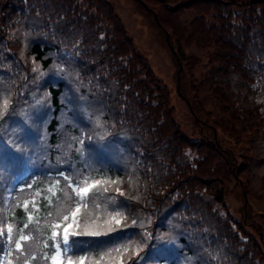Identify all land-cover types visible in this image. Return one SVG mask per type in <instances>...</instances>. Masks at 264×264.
<instances>
[{"label":"trees","instance_id":"16d2710c","mask_svg":"<svg viewBox=\"0 0 264 264\" xmlns=\"http://www.w3.org/2000/svg\"><path fill=\"white\" fill-rule=\"evenodd\" d=\"M140 1L222 115L185 132L106 0H0V264H264V0Z\"/></svg>","mask_w":264,"mask_h":264},{"label":"rangeland","instance_id":"374dc122","mask_svg":"<svg viewBox=\"0 0 264 264\" xmlns=\"http://www.w3.org/2000/svg\"><path fill=\"white\" fill-rule=\"evenodd\" d=\"M106 1L113 6L114 12L121 19L126 32L132 37L135 50L148 59L156 78L167 86L170 101L174 106L173 116L183 130L189 134L195 132L194 136H199L200 134L211 135L212 127L208 125V122L222 114L211 104L208 98L209 89L202 82L209 66L207 63L208 58L202 57L200 61L196 60L195 62L189 59L190 62L185 64L184 69L188 71L179 72V64L174 56V51L168 43L165 34L156 24L152 11L148 10L140 0ZM193 15L194 11H187L183 18L189 22ZM185 50L188 53H198L197 55H201L204 52L202 48L195 45L185 46ZM195 95L200 98V105L196 101ZM84 101L89 103L90 100ZM198 107L203 113H195L193 109L197 110ZM201 117L205 118V120H201ZM218 137L224 146L237 148L235 142L225 132L219 131ZM113 161L120 163L117 157H114ZM229 188L232 191L227 194L228 200L233 204V211L239 215L238 208L241 204V199L238 188L234 187L233 184ZM236 207L237 210H235ZM262 209H264L263 202L252 200V213L255 217L260 214L257 213V210Z\"/></svg>","mask_w":264,"mask_h":264},{"label":"snow or ice","instance_id":"6c2138e0","mask_svg":"<svg viewBox=\"0 0 264 264\" xmlns=\"http://www.w3.org/2000/svg\"><path fill=\"white\" fill-rule=\"evenodd\" d=\"M7 104H8V102L5 100L4 103H3V110H0V116H3L4 111L7 110ZM4 165H5V161H4L3 157L0 156V168H3ZM83 191L86 193L88 191V189H83ZM120 206L123 207L124 206L123 203H121ZM76 211L79 212V209H77ZM75 215H76V213H73L74 217H75ZM64 219L67 220L68 217L65 216ZM116 223L119 224L120 221H116ZM133 223H135V222H133ZM69 227H71V225H69L68 227H66L64 229V235H63L62 243L58 244L57 247L52 250L53 252H56L57 256L59 255V251H58L59 248H63V251H64L65 255H67L68 253H71V254L75 255V252H74L73 249H74V245L77 243V240L76 239H72L70 241V239H69L70 236L75 238V237L80 236L81 234L92 235V236H98V235L102 234L99 231L84 232V233L75 232V231L69 232V230H68ZM9 231H11V229H9ZM104 234H107V233H104ZM57 235H58V233H55V232L52 233V237H56ZM20 239L21 240H26V239H28V237L27 236H21ZM16 247H17V249H19V247H20L19 242H17ZM116 250L119 251V249H116ZM127 250H128L127 247H125L124 251H127ZM52 264H56V258L55 257H53ZM70 264H71V262H70Z\"/></svg>","mask_w":264,"mask_h":264}]
</instances>
